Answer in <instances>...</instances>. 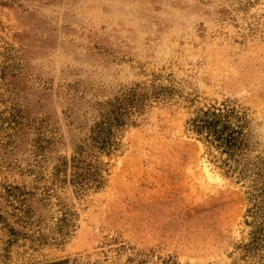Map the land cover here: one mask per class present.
<instances>
[{"label": "rangeland", "instance_id": "rangeland-1", "mask_svg": "<svg viewBox=\"0 0 264 264\" xmlns=\"http://www.w3.org/2000/svg\"><path fill=\"white\" fill-rule=\"evenodd\" d=\"M0 264H264V0H0Z\"/></svg>", "mask_w": 264, "mask_h": 264}, {"label": "trees", "instance_id": "trees-1", "mask_svg": "<svg viewBox=\"0 0 264 264\" xmlns=\"http://www.w3.org/2000/svg\"><path fill=\"white\" fill-rule=\"evenodd\" d=\"M220 114V113H219ZM212 115H214V114H212ZM108 119H111V118H108ZM112 119H115V121H118V118H117V116H115V117H113ZM199 121L200 122H202L204 125H209L211 122H212V119H209V118H203V119H199ZM120 123H121V120H120ZM118 124V123H117ZM111 125V124H110ZM109 125V126H110ZM109 126H108V128H109ZM99 135L100 134H98V136H96L95 138H100L99 137ZM102 137V136H101ZM97 141V140H96ZM95 142V141H94ZM95 143H99V142H95ZM108 143V141L107 142H105V138L103 137L102 139H100V144L101 145H105V144H107Z\"/></svg>", "mask_w": 264, "mask_h": 264}]
</instances>
